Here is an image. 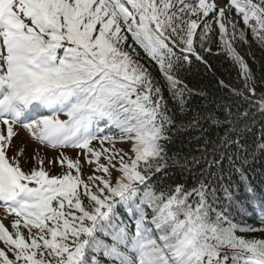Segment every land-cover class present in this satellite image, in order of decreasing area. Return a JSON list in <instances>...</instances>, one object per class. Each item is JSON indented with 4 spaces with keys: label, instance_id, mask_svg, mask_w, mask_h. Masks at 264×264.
<instances>
[{
    "label": "snow or ice",
    "instance_id": "snow-or-ice-1",
    "mask_svg": "<svg viewBox=\"0 0 264 264\" xmlns=\"http://www.w3.org/2000/svg\"><path fill=\"white\" fill-rule=\"evenodd\" d=\"M213 25L245 81L233 94L249 107L210 113L223 135L206 140L199 158L181 156L170 149L175 117L163 86L183 111L181 70L193 56L207 65ZM249 30L264 45V0H0V203L13 217L0 220V264H264V228L236 220L251 209L264 224V191L245 183L238 199L239 186L222 183L225 161L246 181V160L228 149L243 147L246 121L264 118V93L254 99L235 47ZM17 125L39 145L80 152L46 161L37 149L24 171ZM200 159L206 167L190 187L168 183L170 166ZM46 163L63 170L50 174Z\"/></svg>",
    "mask_w": 264,
    "mask_h": 264
},
{
    "label": "trees",
    "instance_id": "trees-1",
    "mask_svg": "<svg viewBox=\"0 0 264 264\" xmlns=\"http://www.w3.org/2000/svg\"><path fill=\"white\" fill-rule=\"evenodd\" d=\"M231 16L240 21L239 27H244L241 18L236 15L234 10ZM212 36L216 41L212 45V53H202L204 59L207 60V65L202 61L196 60L193 56L191 57L192 63H185L181 70L179 78L183 80V83L187 85V89L190 90V92L185 91L184 93L183 111H181L180 103L171 99L167 86H163L164 96L171 110L170 114H174L175 117L174 135L170 149L171 152L179 153L181 156L187 155L199 158L201 152L197 151V149L202 148L206 140L209 138L215 140L218 135H223V127H218L207 119L210 113L223 119L225 106L227 105L231 106L233 113L237 111V108H239L240 112H243L249 107L247 103L243 102L242 97L233 94V89L244 90L245 81L239 66L222 50V46L219 43V30L216 25H213ZM247 39L248 43L238 42L235 47L236 51L244 57L252 71L253 78L248 83L249 86L255 87L256 97L254 99H258L260 94L264 93V45L258 44L252 38L250 30L247 33ZM129 43H132L130 37ZM137 51H140L143 57L142 50L137 48ZM217 52H219L218 55ZM141 63L148 64L146 59H142ZM149 70L163 85V78L158 67L152 64ZM221 81H223V84L220 83ZM244 95L250 96L251 93L245 91ZM252 111L255 112V109ZM194 118L199 119V124L196 127L191 126ZM246 123H248L250 130L242 135L241 144L243 147L232 146L228 149L229 153H236L242 160H246L242 164L246 181H242L239 172L235 170L229 172L227 161H225L224 179L222 181V183L230 181L233 185L239 186L240 195L238 199H243L246 195L245 183L255 188L258 193L264 191V151H261L258 147L260 144H264V118H261L259 114H255L254 121L250 118ZM177 127L180 129L179 131H176ZM241 127H243V124ZM94 142L97 143V146H100L99 141ZM245 149L247 152H245ZM241 163V161H237L236 167H241ZM169 164L172 165V162L169 161ZM204 167H206V162L202 159L198 163H193L184 169L170 166L167 170V176L171 178L168 183L173 186L176 183H186L190 187L193 182L192 177L198 175ZM22 169L24 171L30 170ZM8 219L11 220L13 217L8 215ZM236 220L241 222L242 226L250 225L256 229L264 228L259 215L253 213L251 209H248L247 215H237ZM254 235L257 238H261L259 231Z\"/></svg>",
    "mask_w": 264,
    "mask_h": 264
},
{
    "label": "rangeland",
    "instance_id": "rangeland-1",
    "mask_svg": "<svg viewBox=\"0 0 264 264\" xmlns=\"http://www.w3.org/2000/svg\"><path fill=\"white\" fill-rule=\"evenodd\" d=\"M218 5L220 7H223L228 0H216ZM195 18V17H193ZM64 119V117H61ZM17 136L13 138V144L16 145V148H24L25 154L21 158V166L22 168L31 169L33 166L36 165V160L32 159L34 155L37 154V149H39L38 155L45 158L46 161L55 159L59 156L60 152L63 151L65 155L75 158L77 154L80 152L79 149H73L71 147L67 149H52L48 148L42 145H39L38 142H36L30 134L24 130L21 126H17ZM118 148L124 147L127 148L128 145L126 143H122L119 140L117 141ZM93 147L99 149L101 147L97 146V143L93 141ZM45 167L47 170H49L50 174H59L63 169H61L59 164H56L55 166L51 164H45ZM91 169L85 164L84 165V175L85 177L90 174ZM0 220H2L6 225L10 226L11 220L8 219V215L5 213V208L2 203H0Z\"/></svg>",
    "mask_w": 264,
    "mask_h": 264
}]
</instances>
